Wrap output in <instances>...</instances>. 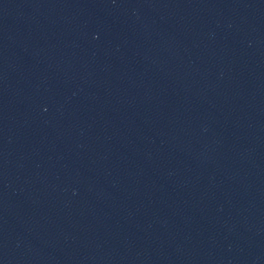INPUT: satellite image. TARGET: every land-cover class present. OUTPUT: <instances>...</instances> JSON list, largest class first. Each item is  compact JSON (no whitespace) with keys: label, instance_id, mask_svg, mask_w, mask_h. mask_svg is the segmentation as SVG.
Listing matches in <instances>:
<instances>
[{"label":"water","instance_id":"obj_1","mask_svg":"<svg viewBox=\"0 0 264 264\" xmlns=\"http://www.w3.org/2000/svg\"><path fill=\"white\" fill-rule=\"evenodd\" d=\"M0 264H264V0H0Z\"/></svg>","mask_w":264,"mask_h":264}]
</instances>
